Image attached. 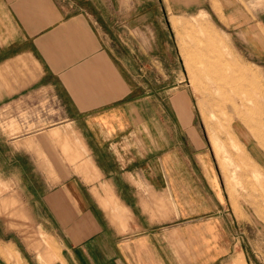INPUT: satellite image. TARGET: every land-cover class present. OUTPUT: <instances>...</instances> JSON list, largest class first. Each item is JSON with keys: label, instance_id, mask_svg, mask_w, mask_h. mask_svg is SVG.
I'll return each mask as SVG.
<instances>
[{"label": "crops", "instance_id": "0c3cea01", "mask_svg": "<svg viewBox=\"0 0 264 264\" xmlns=\"http://www.w3.org/2000/svg\"><path fill=\"white\" fill-rule=\"evenodd\" d=\"M164 3L0 0L4 264H32L35 227L57 264H254L177 49L152 29Z\"/></svg>", "mask_w": 264, "mask_h": 264}, {"label": "rangeland", "instance_id": "374dc122", "mask_svg": "<svg viewBox=\"0 0 264 264\" xmlns=\"http://www.w3.org/2000/svg\"><path fill=\"white\" fill-rule=\"evenodd\" d=\"M165 1L162 15L158 6L147 5V11L161 17L152 29L158 34L162 27L177 49L179 73L188 75L195 93L198 118L209 132L241 217L248 253L254 264H264V172L250 162L231 128L236 117L233 122L244 134L240 140L264 169V0H224L232 9L231 21L218 19L210 0ZM173 16L178 17L172 18V25ZM217 136H224V143ZM21 231L24 242L19 244L32 264H57L53 236L39 227ZM4 233L8 238L14 234L8 229ZM0 264H4L1 256Z\"/></svg>", "mask_w": 264, "mask_h": 264}]
</instances>
